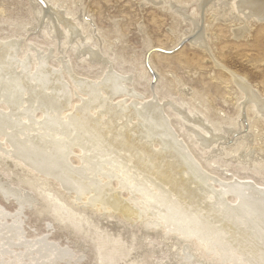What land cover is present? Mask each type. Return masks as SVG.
I'll use <instances>...</instances> for the list:
<instances>
[{
    "label": "rangeland",
    "instance_id": "rangeland-1",
    "mask_svg": "<svg viewBox=\"0 0 264 264\" xmlns=\"http://www.w3.org/2000/svg\"><path fill=\"white\" fill-rule=\"evenodd\" d=\"M43 1L60 8L76 27L75 37L59 21L43 15L31 0H0V41L17 42V58L28 61L32 71L47 56V68L60 71L62 81L68 84L71 106L86 98L74 89L72 77L99 80L108 70L115 72L127 79V89L138 97L115 96L114 104L125 100V105L136 102L139 107L153 99L164 103L162 110L178 138L218 183L234 179L250 182L255 187L264 186V115L244 99L230 75L245 80L264 98L263 19L246 18L243 12L232 7V0H216L204 8H199L200 0ZM195 21L199 23L197 30ZM237 30H242L241 34ZM199 31L203 33V47L192 43L193 35ZM185 40L171 55L152 53L149 56L152 76L146 65L148 53L153 49L173 50ZM86 49H92L94 57ZM1 104L6 107L2 101ZM38 111L34 118L40 116ZM71 113L69 107L65 114ZM129 121L128 126L136 122L133 118ZM37 129L36 125L32 130ZM32 134L27 132L29 136ZM214 136L215 140L207 145L200 139ZM2 139L0 186L22 190L21 194L27 192L32 198L20 212L22 240L25 238L34 244L37 238L44 237L61 249L69 248L72 259L56 264H187L180 263L182 249L187 244L179 238L162 232L159 226L143 228L119 213H104L98 206H88L85 198L76 199L73 193L56 187V181L46 178L47 190L51 193L55 190L64 206L75 212V223L66 221L64 225L44 198L45 192L39 191L37 196L31 190L35 185L27 183L32 179L35 184L42 177L23 165L16 166ZM77 153L78 149L74 148L70 164L76 163ZM215 185L220 187L217 182ZM0 208L7 215L19 210L17 201L12 197L6 199L1 189ZM92 217L96 220L89 230L78 221ZM10 220L8 217L5 222ZM111 239L120 242L111 248ZM16 246L17 249L13 246L7 250L12 252H5L3 260L23 251L22 246ZM31 258L27 255L28 260L25 257L24 262L28 263ZM194 258L197 264L202 262Z\"/></svg>",
    "mask_w": 264,
    "mask_h": 264
},
{
    "label": "bare ground",
    "instance_id": "bare-ground-1",
    "mask_svg": "<svg viewBox=\"0 0 264 264\" xmlns=\"http://www.w3.org/2000/svg\"><path fill=\"white\" fill-rule=\"evenodd\" d=\"M31 1L43 15L48 14V18L66 26L72 36L77 35L76 27L60 8L47 5L43 0ZM215 1L200 0L199 8ZM232 1V7L243 12L246 18L264 20V0ZM194 24L197 30L199 23ZM241 31L235 32L241 34ZM201 32L193 35L192 43L203 47ZM17 46L15 41H0V101L8 109L7 112L6 107L0 105V137L4 139L5 148L10 149L16 166L23 165L42 177L35 184L32 179L27 183L35 185L31 190L37 196L39 191L45 192L44 198L49 200L54 215L60 217L64 225L66 221L75 223V212L64 206L55 190L53 193L47 190L46 178L56 181V187L73 193L76 199L85 198L88 206H98L104 213H119L143 228L159 226L162 232L179 238L181 243L187 244L182 249L180 263L195 261L197 264L194 258L197 257L202 261L198 264H264V186L255 187L250 182L234 179L218 183L178 138L164 115V103L153 99L139 107L136 102L125 105V100L114 104L115 96L138 97L127 89V79L117 73L108 70L99 80L72 77L74 89L84 93L86 98L71 106L68 84L62 81L60 71L47 68V56H43L32 71L28 61L17 58ZM13 48L14 53H10ZM91 50L86 51L90 52V57ZM63 70L69 73L68 68ZM230 75L244 99L264 115V98L245 80ZM47 89L50 92L47 93ZM69 107L72 113L68 115L65 113ZM38 110L40 116L34 118ZM175 110L187 118L180 108ZM132 118L136 122L128 126ZM36 125L37 131L32 130ZM29 131L34 134L27 135ZM215 138L200 137L205 145ZM74 148L78 153L72 165L69 157ZM216 182L220 187L216 188ZM2 187L5 198H14L19 210L7 215L0 208V243L3 242L0 263L70 261L72 251L50 244L47 238H37L34 244L25 238L22 240L20 212L31 203V195L12 190L11 186ZM8 217L11 220L6 223ZM95 220L92 217L78 221L89 230ZM115 239L110 240L111 248L120 242ZM16 245L22 246L23 251H18L17 255L13 252L14 258L10 255L12 259L3 260L5 252H12L7 250L13 246L17 249ZM27 255L32 258L25 263Z\"/></svg>",
    "mask_w": 264,
    "mask_h": 264
},
{
    "label": "water",
    "instance_id": "water-1",
    "mask_svg": "<svg viewBox=\"0 0 264 264\" xmlns=\"http://www.w3.org/2000/svg\"><path fill=\"white\" fill-rule=\"evenodd\" d=\"M185 42H186V40H185V41H182L181 44L178 45V47H176V48L173 49V50H169V51H168V50H162V49H153V50H151V51L148 53L147 57H146V65H147V68H148L149 72L152 73V71H151V69L149 68V66H148L147 63H148L149 56H150L152 53H159V54H163V55H171V54H173L175 51H177L179 48H181Z\"/></svg>",
    "mask_w": 264,
    "mask_h": 264
}]
</instances>
